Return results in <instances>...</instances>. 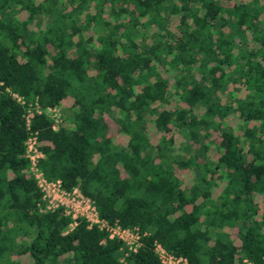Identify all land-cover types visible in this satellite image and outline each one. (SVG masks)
Instances as JSON below:
<instances>
[{
  "label": "trees",
  "instance_id": "16d2710c",
  "mask_svg": "<svg viewBox=\"0 0 264 264\" xmlns=\"http://www.w3.org/2000/svg\"><path fill=\"white\" fill-rule=\"evenodd\" d=\"M30 132L142 244L39 211ZM155 242L264 264V0H0V264H163Z\"/></svg>",
  "mask_w": 264,
  "mask_h": 264
},
{
  "label": "built area",
  "instance_id": "2783aa9c",
  "mask_svg": "<svg viewBox=\"0 0 264 264\" xmlns=\"http://www.w3.org/2000/svg\"><path fill=\"white\" fill-rule=\"evenodd\" d=\"M12 95L21 103L24 100L21 95L12 92ZM36 112H41L42 107L35 103ZM31 108H27L26 125H29ZM56 122L59 121L60 111L57 107H48L46 110ZM24 155L29 161V170L36 181V185L41 192V201L38 203L39 211H54L57 208L62 213L71 217L69 227L72 229L81 219L86 221L87 227H97L104 230L108 238H117L127 246L128 249L135 250L141 243V235L146 231L140 232L138 226H122L118 223H111L107 218L100 215L95 200L84 194L77 186L67 188L61 178L49 179L45 176L39 166V159L44 156L38 146L36 132H30L24 141ZM104 240V239H103ZM160 261L163 264H188V259L184 255H179L168 251L161 243H154ZM125 254L127 252L125 251ZM244 264H254L250 259L243 258Z\"/></svg>",
  "mask_w": 264,
  "mask_h": 264
},
{
  "label": "rangeland",
  "instance_id": "374dc122",
  "mask_svg": "<svg viewBox=\"0 0 264 264\" xmlns=\"http://www.w3.org/2000/svg\"><path fill=\"white\" fill-rule=\"evenodd\" d=\"M60 107H61V106H60ZM60 107L57 106V108H59V109H60ZM60 110H61V109H60ZM260 201H261V200H260ZM233 237H235V235H233ZM235 239H236L237 242H238L239 239L236 238V237H235ZM21 261H22L23 264H30V263H31V262H30L31 260L29 259V257H28L27 255L22 256V257H21Z\"/></svg>",
  "mask_w": 264,
  "mask_h": 264
}]
</instances>
